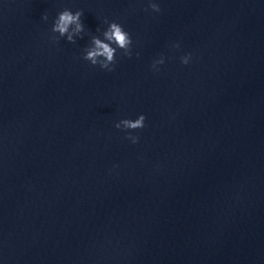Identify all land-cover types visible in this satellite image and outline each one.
I'll return each instance as SVG.
<instances>
[{"label":"water","instance_id":"obj_1","mask_svg":"<svg viewBox=\"0 0 264 264\" xmlns=\"http://www.w3.org/2000/svg\"><path fill=\"white\" fill-rule=\"evenodd\" d=\"M0 264H264V0H0Z\"/></svg>","mask_w":264,"mask_h":264},{"label":"clouds","instance_id":"obj_2","mask_svg":"<svg viewBox=\"0 0 264 264\" xmlns=\"http://www.w3.org/2000/svg\"><path fill=\"white\" fill-rule=\"evenodd\" d=\"M149 7L153 12H160L161 9L158 3L151 2ZM83 15L81 10L72 12L70 9H64L59 12L57 18L53 22L51 31L53 33H58V37H53V39H59L60 37H66V40L70 43H75V37L79 36L83 31V23L81 21V16ZM42 19L47 20V14L43 15ZM108 25L107 29L103 31V39L93 36L91 40V46L85 49L84 60L89 61L92 65H99L101 69L107 71H113L114 68L111 67L115 64V56L117 49L123 50V54L126 56H131V45L132 40L130 34L124 30L123 26L118 22H109L105 20ZM99 30V29H98ZM115 45V47H113ZM174 47H179V45H174ZM139 55V54H137ZM191 54L181 57V63L187 65L189 63ZM164 58L161 57L158 60L153 61L152 69L158 71L157 65L163 64ZM146 117L141 114L137 119H123L115 124L117 129L127 130L125 136L126 139L131 140L133 143H137L139 137L131 134L133 130L143 128L144 121Z\"/></svg>","mask_w":264,"mask_h":264}]
</instances>
